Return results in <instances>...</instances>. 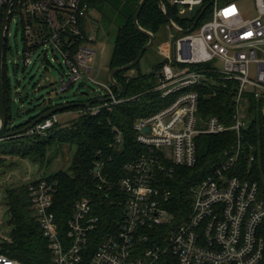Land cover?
<instances>
[{
  "label": "built area",
  "instance_id": "2783aa9c",
  "mask_svg": "<svg viewBox=\"0 0 264 264\" xmlns=\"http://www.w3.org/2000/svg\"><path fill=\"white\" fill-rule=\"evenodd\" d=\"M9 2L0 0V33ZM253 2L255 16L244 18L235 2L218 5L214 0L210 18L167 50L161 66L153 72V86L138 95L121 97L108 76L106 82L96 79L98 66H89L97 53L91 47L97 41V26L86 3L14 0L7 23L19 14L27 51L47 46L55 56L64 58L69 79L59 80V92L77 82L84 86V76L99 86L84 102V109L76 112V118L138 102L147 94L157 93L163 101L158 110L138 118L133 125L134 140L142 151L136 161L123 167L124 176L118 182L124 196L123 216L111 232L100 234L101 221L85 197L73 204L64 223L57 222L52 207L56 181L38 177L27 182L32 216L48 243L49 264H159L168 257L176 264H264V164L253 166L256 157L252 153L245 165L239 163L244 154L242 133L252 120V99L261 103L259 110L264 115V0ZM170 3L193 10L202 1ZM70 36L80 40L75 50L71 49L75 43ZM29 64L25 58L23 65ZM228 84L233 96L229 117L221 121L215 114L198 112L201 88L213 96L220 86ZM59 124L57 113L51 114L23 135L46 137ZM230 131L234 143L223 153L227 160L193 189L186 220L166 229L172 223L167 180L173 170L196 164L199 135ZM120 140L118 133L116 142ZM238 164L241 177L231 172ZM102 168V162L94 167L97 189L107 186L110 190L111 184L100 174ZM0 264L20 263L0 254Z\"/></svg>",
  "mask_w": 264,
  "mask_h": 264
},
{
  "label": "trees",
  "instance_id": "16d2710c",
  "mask_svg": "<svg viewBox=\"0 0 264 264\" xmlns=\"http://www.w3.org/2000/svg\"><path fill=\"white\" fill-rule=\"evenodd\" d=\"M141 0H82L89 9L99 10L100 17L97 21L104 34L109 32L111 24L114 26V46L111 53V60L108 70L122 67L137 57L138 51L148 43L145 37L133 24V17ZM159 1L165 9L168 18L177 24L181 29H189L200 12L211 0L201 3L193 14L187 17H180L178 7L171 5L170 0H146L137 17V24L155 36L162 30H165L168 23L165 21ZM105 5V6H104ZM101 7L110 8L114 14L112 19L107 18ZM210 6L199 17L196 26L204 23L211 15ZM82 22V21H81ZM111 22V24H110ZM84 32L83 27H81ZM99 31V28H97ZM75 43L72 50H75L80 40L74 36L69 37ZM146 52V51H145ZM144 52V53H145ZM143 53V54H144ZM145 55V54H144ZM143 55V56H144ZM142 56V57H143ZM138 64V62H137ZM137 64L130 70H134ZM162 62L157 63L152 73L148 75L137 74L133 79H126L127 71L117 73L114 80L117 84L123 86L121 97H130L138 95L148 88L147 83L153 84V72L158 70ZM3 73L4 103L6 118L9 120V88L8 79ZM116 94L118 92L113 87ZM200 99L198 112L203 115H217L224 121L233 111V96L230 92V85L220 86L212 96L206 88L200 89ZM96 101V100H95ZM68 104L69 107L61 112H78L84 109V102H65L62 104L51 105L49 103L40 114L47 110ZM163 104L157 93L147 94L139 97L138 102H127L112 107L110 111H102L99 114L90 116L79 114L77 118L71 120L65 126H55L50 129L46 137L39 135H21L18 138L10 139L12 141L10 148H0V156L16 155L22 159H28L39 169L47 167L57 151L64 145L70 146V158L68 165L47 177H40L48 182L56 181V194L53 197V212L57 222H65L72 210L73 204L80 198H88L94 208V215H98L100 223V234L111 232L123 216L124 196L118 187L119 180L124 176L123 167L126 163L136 161L139 157L142 147L134 140V123L140 117H147ZM261 103L255 99L251 100L250 109L252 120L243 131V149L244 154L240 159L241 165L246 164L250 153L256 157L253 166L264 164V115L259 110ZM57 113V114H58ZM39 114V115H40ZM38 116V115H37ZM33 117L27 122L19 124L18 127H24L31 123ZM117 131L120 135V142H116ZM20 137V138H19ZM20 141L17 142V140ZM18 147L15 148V145ZM196 164L189 167H175L172 176L167 180V187L170 190L168 200V212L172 215V223L166 229H172L174 226L184 222L186 215L190 211L193 189L206 177L211 175L222 162L227 160L223 153L234 143L233 132L217 134L215 136L199 135L196 139ZM251 147V149H250ZM49 150L51 155L48 156ZM97 162L103 163L100 171L108 184H111L110 190L107 186L97 189L99 183L98 177L94 174V167ZM239 164L232 173L241 177L242 171H238ZM258 180V177H257ZM28 185L23 183L16 187L4 188L2 208L8 214L7 224L12 226L8 232L6 240L0 242V254L17 260L20 264H49L50 253L48 243L42 236L40 225L35 223L30 208L29 195L27 193ZM159 264H176L175 259L168 257L162 259Z\"/></svg>",
  "mask_w": 264,
  "mask_h": 264
},
{
  "label": "rangeland",
  "instance_id": "374dc122",
  "mask_svg": "<svg viewBox=\"0 0 264 264\" xmlns=\"http://www.w3.org/2000/svg\"><path fill=\"white\" fill-rule=\"evenodd\" d=\"M180 1V0H179ZM195 2L206 0H194ZM228 1L235 2L239 6L241 14L244 18H253L255 16V5L253 0H217L218 5H222ZM105 6V5H104ZM199 4L193 10L180 7L179 16L187 17L193 14L199 8ZM104 14H107L108 19H112L114 12L109 8L101 7ZM183 10V12H182ZM99 10L93 9L92 23L99 28L96 31L97 41L91 43L92 49L97 53L89 66H98L100 71L97 80L106 82L109 74V64L111 60V53L114 46V26L111 24L109 32L104 34L97 21L100 17ZM19 14H14L10 17L7 23V31L5 36V45L3 51L4 73L8 79V94H9V120L7 128L18 126L24 122L29 121L33 117L39 115L42 110L49 104H62L65 102H86L94 95V91L99 89V86L91 83L85 76L83 77L84 87H79L77 82L71 87L60 93L61 87L59 80L63 77L65 82L69 79V71L64 63L63 56L54 55L49 51V48L39 47L35 51H27L26 43L23 39V29L20 25ZM210 18V17H209ZM208 18V19H209ZM207 19V20H208ZM205 20V21H207ZM204 21V22H205ZM177 25V24H176ZM183 34L178 33L172 27H166L165 30L160 31L156 36L154 43L148 49L144 56L139 60L137 67L134 70L126 72L127 75L137 76V74L148 75L154 70V66L161 62L167 50L172 49L173 44ZM28 52V55H25ZM28 58L30 64L25 67L23 60ZM253 66H251V71ZM147 87L153 86L151 82L147 83ZM86 93V94H84ZM99 93L102 91L99 90ZM76 112L58 113L60 126L67 125L71 119L76 118ZM20 138V137H19ZM20 139L17 140V142ZM12 141L10 139L0 141V148H10ZM19 143L15 145L18 147ZM70 146L64 145L57 153L50 158V163L47 167L38 168L28 159L15 157L14 155L0 156V242L6 240L8 232L12 226L7 224L8 214L2 208V199L4 188L16 187L23 183H27L31 179L38 177H47L50 174L64 169L68 165L70 158ZM51 155L49 150L48 156Z\"/></svg>",
  "mask_w": 264,
  "mask_h": 264
},
{
  "label": "water",
  "instance_id": "95a60500",
  "mask_svg": "<svg viewBox=\"0 0 264 264\" xmlns=\"http://www.w3.org/2000/svg\"><path fill=\"white\" fill-rule=\"evenodd\" d=\"M146 0H141L139 5H138V9L135 12V15L133 17V24L134 26L142 33L145 35L146 38H148V43L145 44L139 51H138V55L135 58V60H133L132 62L123 65L122 67H117V68H113L109 71L108 74V81L111 85H113V87L117 90L118 92V96H121L123 93V86L117 84L114 80V76L117 73H122V71H127L130 70L133 66H135L137 64V62H139V60L142 58V56L144 55L143 53L145 51H147L148 49H150L154 43V38L153 35L145 30H143L139 24H137V17L141 11V7L144 4ZM214 0H211L206 7H204V9L200 12L199 16L195 19L193 25L189 28V29H180L174 22H172L168 16L166 15L165 9L163 8L162 4L158 2L159 8H161L162 13L164 15L165 21L168 23L169 27H172L175 31H177L178 33H182V34H187L192 32L193 30H195L196 25H197V21L199 19V17L203 14V12L208 9L211 4L213 3ZM14 0H10L6 10H5V15L3 17V21H2V25H1V33H0V141L3 140H7V139H15L18 138V136H21L23 134H25L28 130H30L33 125H35L36 123L40 122L43 119L48 118L49 115L51 114H56L58 112H61L63 109H66L69 107L68 104H64L62 106H58V107H54L51 108L49 110H47V112L42 113L38 116H36V118L33 119V121L29 124H27L24 127L18 128L17 126H12L10 129L7 128V124H8V118H6V110H5V103H4V88H3V73H2V68H3V51H4V45H5V31L7 29L6 27V23L8 20V16L10 14V9L11 6L13 5ZM79 87H84L82 82L78 83ZM86 94V93H84ZM147 130V129H146ZM114 134H118V132L115 130Z\"/></svg>",
  "mask_w": 264,
  "mask_h": 264
},
{
  "label": "crops",
  "instance_id": "0c3cea01",
  "mask_svg": "<svg viewBox=\"0 0 264 264\" xmlns=\"http://www.w3.org/2000/svg\"><path fill=\"white\" fill-rule=\"evenodd\" d=\"M67 112L69 113V112H71V111H66V113H67ZM71 120H73V119H71ZM71 120H69V121H71Z\"/></svg>",
  "mask_w": 264,
  "mask_h": 264
},
{
  "label": "flooded vegetation",
  "instance_id": "af4514ba",
  "mask_svg": "<svg viewBox=\"0 0 264 264\" xmlns=\"http://www.w3.org/2000/svg\"><path fill=\"white\" fill-rule=\"evenodd\" d=\"M18 128H20V127H18ZM18 128H17V129H18Z\"/></svg>",
  "mask_w": 264,
  "mask_h": 264
}]
</instances>
